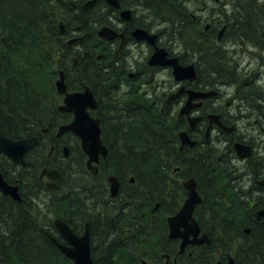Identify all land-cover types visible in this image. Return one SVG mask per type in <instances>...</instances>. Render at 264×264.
Returning <instances> with one entry per match:
<instances>
[{
	"label": "bare ground",
	"instance_id": "obj_1",
	"mask_svg": "<svg viewBox=\"0 0 264 264\" xmlns=\"http://www.w3.org/2000/svg\"><path fill=\"white\" fill-rule=\"evenodd\" d=\"M71 1L72 5L79 8L77 14L83 16L90 12L89 22L84 23L81 20L78 28L81 35L88 38L93 37L95 27L102 21L109 25L113 21L118 24L120 20L118 9L106 3L98 1L83 8L92 0ZM150 1L151 4L145 3L149 9L143 14L144 18L152 19L163 14L164 18L161 15L162 21L160 20V22L167 24V33L174 38L176 43H202V36L198 37L190 28L184 32L183 22L181 25L177 23L183 18L179 11H185L187 0H161L164 12H159L156 6L153 7V1ZM154 1L156 2V0ZM221 1H225L232 10L239 12L237 0ZM133 4L138 5V2H133ZM71 12L72 10L68 12L62 10L58 19H71ZM73 16L76 18L75 13ZM172 23L174 27L170 25ZM173 30L178 36L172 34ZM133 36L142 41L145 38L151 43H156L157 39V34L149 30H145L143 38L134 34ZM54 37L56 40L51 43L54 41L66 43L61 50L66 62L69 63L71 57L77 58L80 65L89 61L88 54L79 44L71 45L59 35ZM217 48L218 50L214 54L218 58L227 59L229 57V52L222 49V44ZM54 53L55 51L47 49L43 60L50 64L52 69L57 70V65L54 66L52 62ZM149 60V65L158 64L152 58ZM212 60L216 63L215 65L220 66L217 63L218 59ZM68 63L61 67L70 76L75 86L78 83L76 72H73ZM159 65L164 66L165 64ZM202 65L210 67L206 63ZM90 66L95 70L105 71V76H107L105 78L112 79L110 81L113 85L112 89L104 86L102 91L97 90L96 82L94 84L83 82L81 85L75 86L78 88L76 91L90 90L91 103L88 110L97 115L101 125L99 137L106 147V153L104 155L100 153L97 161H90L79 138L71 129L62 130L63 126L69 124V119L57 112V103L53 113L48 112L40 117L30 110L29 114L22 115L19 129L16 127L13 112L7 111L9 117L7 121H10L11 127L13 125L10 132L13 131L16 136L11 137L9 131L5 133L0 131V134L12 140L29 139L31 145L25 150L21 160H16L0 146V163H2L0 172L8 184L18 187L16 198L10 193L3 192L0 188V195H4L12 201V203L6 204L7 210L0 214L1 264L15 262L24 251V248L21 249V247L28 244H31L32 248L48 250L47 255H50L49 249L53 245L63 258L72 264H78L76 256L58 246V244L71 246L60 230L61 224L66 223L71 227L68 224L71 222L75 226L83 224V227L86 225L90 227L91 232L88 233L87 239L93 264H106L111 257L112 264H165L164 259L169 255L171 256L170 264H218L222 256L228 257L235 254L241 261L240 264H264V219L253 217L245 208L241 210L237 206V198L232 196L238 192H243V195L247 193L243 190L240 178L244 177L256 165V161L260 157H241L234 150V144L236 138L244 132L243 129L240 127V134H232V126L229 128L223 126L226 131L217 130L212 127V124L218 123L211 118L216 116L215 110L219 109L216 107L217 104L221 102L225 105L227 100L233 99L232 105L234 104V106L226 109L228 116L232 118L231 121H240L239 124L246 122L249 131L261 133L254 120L258 118L264 125V90L256 86L255 83L251 85L247 82L238 93L232 86H222V78H215L209 83L205 81V76L200 80H194L196 84L198 83L196 85L198 91H195L193 96L200 100H203L204 97L215 100L214 108L209 112L210 118L206 117L203 124L195 125L198 113L196 106L191 109L190 113L184 115L181 110L186 104L182 106L179 114L173 109L167 114L153 108L154 104L163 98L175 94H169L172 91L170 90L171 85L174 86L175 83H170V87L164 89L169 85L158 83L156 86L152 79L142 80L139 84L143 88L136 90V86L129 83L123 75L118 72L116 74L109 73L107 71L109 67L106 64L104 67L102 64L90 60ZM127 66L131 72H134L136 67L144 68L146 73L153 75L159 72L139 64H128ZM11 74L10 80L18 78L16 73L12 72ZM99 74L101 75V72ZM191 84L194 85V83ZM25 85L33 87L30 81ZM219 87L223 90V97L221 94L219 97L216 96ZM33 88L39 92L37 87ZM5 95L12 98L9 89L5 90ZM154 96L156 97L151 99ZM158 98L159 100L154 102ZM173 98L175 97H171V99ZM11 102L14 103L13 98ZM256 108H261V111L255 110ZM128 111H133L137 116L130 115L132 118L128 119ZM102 123L111 131L107 133L108 139L119 133L130 135L133 138L140 135L138 131L146 132L148 135L157 134L160 130L170 132L172 139L170 144L173 149L163 147L154 153L155 158L165 159V165L162 166L163 171L160 168L156 171L165 177V183L156 175L154 176L157 178L155 179L156 185L163 187L164 192L156 193V195L151 193L152 197L148 205L152 216L149 224H146L143 219L144 208L147 205L145 199L147 198L141 200L139 204H134L132 200H129L128 196L130 195L126 192L128 185L135 187L136 191L143 187L134 175L128 176L124 181L118 179L115 194H112L111 183L108 179H106L107 191L104 183L92 178L99 174L102 161L107 159L111 151L113 154L119 153V150L116 151L114 146L113 150H110L109 144L104 140ZM195 127L201 133L197 134L195 140L199 142L197 149L192 151L189 147L184 146L187 143L182 142L181 133H187ZM206 132L209 134V138H204ZM17 136L19 137L17 138ZM168 141L170 140L166 139L161 142V145L169 143ZM258 144L264 149V140ZM79 162L83 163L89 173L83 170ZM51 168H55L59 172L58 181L51 180L44 173L46 169ZM190 179L195 182V189L201 198L193 210L199 230L192 231L188 235L190 240L182 247L179 237L170 235L166 222L170 216L181 209L189 197L190 190L185 186V183ZM229 187L233 188L231 193ZM53 199L61 200V202L53 206L51 204ZM21 209L22 214H26V219H28L25 221V227L30 231V236L29 233H25L24 226L22 227L14 221L18 215L17 211ZM124 210L136 212L137 225L135 227L138 226V230L128 228L127 224L125 228L121 227L122 234L118 236L120 219L127 217V213L123 215ZM11 214H14L15 217H11ZM113 223H116L114 229ZM113 230L118 232L114 233ZM84 232L83 230L75 231L79 236H83ZM205 244L212 246L207 254H203L202 247ZM161 247H168L170 251L160 252ZM200 247L202 249L199 250ZM32 248L27 250L31 251ZM185 248H187L186 252H184ZM190 251L191 254H189ZM222 264H228V262Z\"/></svg>",
	"mask_w": 264,
	"mask_h": 264
},
{
	"label": "flooded vegetation",
	"instance_id": "obj_2",
	"mask_svg": "<svg viewBox=\"0 0 264 264\" xmlns=\"http://www.w3.org/2000/svg\"><path fill=\"white\" fill-rule=\"evenodd\" d=\"M119 1L121 8L117 9L120 20L118 24L113 21L108 25L112 30L109 33L110 37L101 36L99 28L102 25L98 24L94 29L93 37L88 38L81 35L80 31H78L79 22H75L72 25L70 20H65L69 23V27L72 28L67 42L70 44L77 43L81 47H84L83 49L88 54L89 60L106 62V66L109 67V70H107L109 73L116 74L118 72L123 75L129 83L136 86V90L143 88L139 84L142 80L152 79L156 83V86L158 83L169 85L164 89H168L170 83H175L174 86L171 85L170 90L172 91L169 92L170 95L175 93L173 96L175 98L170 99L167 103L165 101L169 96L163 98L160 102L154 104V109L157 108L162 113L167 114L173 109L179 114L182 106L189 103L191 105V108L188 110L189 113L193 107H198L195 125L203 124L206 117L210 118L209 112L214 108L215 100L210 97H204L203 100H200V98L193 96L194 92L198 91L196 89L198 83L196 84L194 80H200L205 76V81L207 83L210 82V78L208 79L210 67L200 66L198 62L201 56L199 51H203L207 47L209 48L208 43L218 44L213 49V53L218 50L217 46H221L222 44L223 50L228 51L229 54H237L240 57L237 62H231L232 67L230 72L234 74V78L231 79L232 83H228L225 81L226 79H222V86H232L234 91L236 90V92L240 93L248 82L251 85L255 83L256 86L264 90V0H237L239 12L232 10L228 3L221 0H187L185 11H179L181 18L183 17L182 21H177V23L181 25L183 22L184 32L187 28H190L198 37L202 36V45L198 47H195L197 43H192L193 45L189 46L185 43H176L174 38L167 33V24L160 22V16L162 15V18H164L163 14L152 19L144 18L143 14L149 9L145 3L151 4L150 0ZM152 1L153 7L156 6L159 12H164V5L161 0ZM133 2H138V5L133 4ZM243 8L245 9L243 10ZM74 9L76 13L79 10L78 7ZM123 10H129V15L122 13ZM174 11L177 12V10ZM139 13L141 14L140 16ZM79 20L78 18L77 21ZM105 25L107 24L105 23ZM170 25L174 27L173 23ZM145 30L157 34L156 43H151L143 38L145 37ZM246 32H249V36H247ZM133 34L137 37H142L143 41L138 40ZM172 34L178 36L175 30L172 31ZM161 48L166 50L167 57H178L181 65L193 63L196 69V78L177 80L171 65H159L160 63L156 59V52ZM247 55H249V60L245 61V56ZM229 56L232 57L231 54ZM150 58L153 61L156 59L158 64L149 65ZM202 62L204 63L203 58ZM128 64H139L159 72L153 75L152 73H146L144 68L139 69L137 67L134 68V72H131L127 66ZM203 67L207 68L205 73ZM160 76H166L167 80L160 79ZM191 83H194L195 86ZM224 92L227 93L226 90ZM220 94L223 97V90L219 87L216 96L219 97ZM159 98L154 100V102L158 101ZM232 100H227L225 105L221 102L216 105L219 109L215 110L216 116L211 118L218 124L213 123L212 127L217 128V130L226 131L223 126H226V128L232 126V134H240L241 127L244 132L236 138L234 150L243 158H249L250 156L260 157L259 160L257 159L256 165L244 177L240 178L243 190L247 193L243 195V192H238L234 197L237 198V206L241 210L245 208L253 217L264 219V149L258 144V142L264 140V125L258 118L254 120L255 125L260 128L261 134L258 131H249L247 129L248 123L246 122L241 124L237 120L232 122V118L228 116V110H226L227 107L234 106V104L232 105ZM163 107H165L164 110H162ZM260 109L256 108L255 110ZM184 114L186 113H182V115ZM187 133L190 140L194 142L197 134L201 132L195 127L187 131ZM204 138H209L207 132ZM189 144H184V146L189 147L193 151V149H197L199 142L195 141L192 145ZM236 144L240 146L239 151L236 148ZM241 153L245 155L243 156ZM248 153L250 155H247ZM70 226L74 231H79L77 226ZM84 230L85 226L83 227ZM179 239L181 241V238ZM186 251L187 248L184 249V252ZM189 254H191V251ZM231 256L237 264L241 263L236 254ZM231 256H222L219 261L221 263L227 262ZM170 258V255L165 257L164 263L170 264Z\"/></svg>",
	"mask_w": 264,
	"mask_h": 264
},
{
	"label": "trees",
	"instance_id": "obj_3",
	"mask_svg": "<svg viewBox=\"0 0 264 264\" xmlns=\"http://www.w3.org/2000/svg\"><path fill=\"white\" fill-rule=\"evenodd\" d=\"M99 1L105 3L104 0ZM74 8L75 5H72L71 0H0V131L5 133L12 130L13 125L11 127L10 121H7V118H9L7 116V111L13 112L16 127L18 129L20 127L19 123L21 116L29 114L30 110L40 117L48 112H54L55 104H58L60 99L55 88L57 70L52 69L51 65L44 61L43 58H45L47 49H51L55 51L54 56L52 57V62L54 66L57 65V69L59 67L58 59L61 60L60 67L61 65L64 66L68 63L65 61V57H63L61 51L66 43H58L57 41H54V43L51 42L56 40V37H54L55 35H59V37L61 36L63 39H67L70 36L72 28L65 34L59 32L58 17L62 10L67 12L72 10V17L69 19L72 25L81 20L84 21V23L89 22L91 19V17H88L90 12H87L82 17L74 11ZM73 11L76 18L73 16ZM78 17L80 19L79 21H77ZM101 23L104 22L102 21ZM246 34L249 36V32H246ZM45 40L46 42H43ZM185 44L188 46L193 45L192 43ZM201 45V43H197V46H194L198 47ZM208 46L209 48L215 47L212 43H208ZM212 57H216V59L219 60L217 63L220 66L218 67L215 64L210 65L208 79L210 78L211 81L215 78H223L222 74L225 70L223 71L222 67L225 69H231L232 67L230 56L227 59H220L216 54L211 52V58ZM200 60L202 62L201 56ZM200 60L199 65L201 66ZM96 63H100L104 67L106 64V62L102 61ZM68 64H70L73 72H76L78 83L75 86H79L83 82H88L89 84H94V82H96L98 86H96L97 90L102 91L104 86H107L110 89L113 88L110 81L112 79L105 78L107 77L105 76V71H102L101 69H93L92 66H90V60L87 61L86 64L80 65L79 60L77 59V64L74 65V59L71 57L69 58ZM12 72L16 73L18 78L10 80L9 77L12 75ZM99 72H101V75ZM225 79L229 80L227 78ZM29 81L32 83L33 87H37L39 92H36L31 86L25 85L29 83ZM66 81L70 90L76 91L78 89L73 85V81L67 73ZM6 89H9L11 92V97L14 99V103L11 102L12 98H10V96L5 95ZM127 113L128 119L131 116L136 115L133 111H128ZM63 116L68 118V115ZM163 116H165V114H163ZM102 128L104 140L109 144L110 150H113L112 147L114 146V149L116 148V151L118 149L119 153L113 154V151H111L108 154L107 159L102 161L99 174L93 177L91 175V177L102 184L104 183L103 185L108 191L106 184L108 175L113 174L120 181H124L128 176L134 175L139 181L138 183H142L144 190L143 187L141 188L138 185L141 190L138 189L136 191L135 187L128 185L126 192L130 195L128 196L129 200H132L134 204H139L141 200L147 198L145 199L147 205L144 208L143 219L146 224H149L152 216L150 215L148 205L152 197L151 193L156 195V193L164 192L163 187H158L156 185L157 183H155V179L157 178H154V176L156 175V177L160 178L163 183H165V177L156 172L158 168L162 170V166L165 165V159L155 158L154 153L163 147L173 149L171 148L172 144H170L172 142L171 135L169 134L170 132L160 130L157 134L152 133V135H148L146 132L138 131L140 135H137L136 137L134 136L133 138L130 135L119 133L108 139L107 133L111 131L103 123ZM10 135H12L11 137L13 138L16 136L13 134V131L10 132ZM18 137L19 136H17V138ZM166 139L170 140L168 141L169 143H164V145L166 144L165 146L161 145V142H164ZM168 144L169 146H167ZM79 164L86 173H89L82 162H79ZM0 166H2V163H0ZM20 183L22 184V182ZM229 191L231 193L233 188L229 187ZM60 202L61 200H51L53 206H56ZM10 203H12V201L4 195H0V214L2 211L7 210L5 206ZM21 211L22 209L17 211L18 215L14 218V221L18 225L22 227L24 226L25 233H29L30 236V231H28V228L26 230L25 227V221H28V219H26V214H22ZM126 213L127 217H121L120 219L122 225L119 224L118 226L120 228V233L117 234L118 236L122 234L121 227L123 226L125 228L127 224L128 228H135L138 230V226L135 227L137 225V218L135 216L136 212H126V210H124L123 215H126ZM12 216L15 217L14 214H11V217ZM71 223L68 224L73 225ZM115 226L116 223H113V229ZM77 227L78 230H83V224H80ZM115 231L116 230H113L114 233L118 232ZM22 248H24V251L22 252L21 257L11 264H72L70 261L63 258L59 254L57 248L53 245L49 249L50 255H47L48 250L32 248L31 244L21 247V249ZM29 248H32V250L28 251L27 249ZM202 248L204 249L203 254H207L212 246L205 244ZM202 248L200 247L199 250ZM159 251H170V248L161 247ZM111 261L112 257L109 258V261L106 264H112ZM3 262L6 263V261Z\"/></svg>",
	"mask_w": 264,
	"mask_h": 264
},
{
	"label": "water",
	"instance_id": "obj_4",
	"mask_svg": "<svg viewBox=\"0 0 264 264\" xmlns=\"http://www.w3.org/2000/svg\"><path fill=\"white\" fill-rule=\"evenodd\" d=\"M96 0H92L87 3L83 8L91 6L95 3ZM110 4L115 6H119L117 0H107ZM124 14L129 15V11L123 12ZM60 31L64 32L66 30V22H60ZM107 28L103 27L100 34H104L105 37H110L107 34ZM107 34V35H106ZM156 59L157 62L162 64H172L174 66V72L177 78H184L189 76L193 78L194 68L193 65L189 66H181L178 63L177 58L172 60L165 59V53L156 52ZM156 62V61H155ZM57 90L59 93L66 92V85L64 82V74L60 72V78L56 82ZM91 103V93L89 89L84 90L80 93H70L67 94L64 99V104L59 106V110L61 111H72L75 114L74 119L67 125L62 127V130L71 129L76 134H78L81 138L82 147L86 151V153L90 157V161L94 160L97 161L99 158V154L102 153L103 155L106 153V147L100 140V126L99 120L97 118H93L90 113L88 112V108ZM190 107L185 105L181 113H187ZM181 139L183 143H190L193 144V141L190 140L188 133L182 132ZM31 145V141L29 139H19V140H12L6 138L5 136L0 134V146L4 150H6L9 154L15 157L16 160H21L25 150L28 146ZM236 148L239 151L240 146L236 144ZM242 154V153H241ZM244 155V154H242ZM89 161V162H90ZM90 164V163H89ZM96 168L94 167V171ZM44 173L50 178L51 180L58 181L60 178V174L56 169H46ZM108 180L111 183V191L112 194L117 192L118 187V179L117 177L110 175ZM50 184V183H49ZM54 186H56L54 184ZM185 186L189 188V197L186 199L184 205L181 209L174 215L168 218L169 230L170 235L173 237H180L182 238L181 246L184 247L187 242L190 240L188 235L195 231L199 230V224L196 221L193 210L195 204L201 201V198L198 192L195 189V182L193 179H190L185 183ZM0 188L5 193L12 194L15 198L17 197L18 187L11 186L8 184L0 172ZM60 230L65 238L71 243V246H64L62 244H58V246L62 249L67 251L69 254H72L77 257L78 264H93L92 259L90 257V253L88 250V239L87 235L89 233V227L86 225L85 234L83 236H79L75 234L72 229L66 224L60 225ZM218 264H221L220 262ZM228 264H236L232 258H230Z\"/></svg>",
	"mask_w": 264,
	"mask_h": 264
},
{
	"label": "rangeland",
	"instance_id": "obj_5",
	"mask_svg": "<svg viewBox=\"0 0 264 264\" xmlns=\"http://www.w3.org/2000/svg\"><path fill=\"white\" fill-rule=\"evenodd\" d=\"M142 13V12H141ZM141 14L139 13V16H140ZM212 44H214V46H216L215 45V43H212ZM248 46V45H247ZM213 48H215V47H210V48H206V49H204L203 51H199L200 53H201V57L204 59V63H206V64H208V65H213V64H216L212 59H216V57H212L211 58V52H213L214 50H213ZM231 55H232V57L230 56V58H231V60L235 63V62H237L238 61V59L240 58V57H238V55L236 54V55H234L233 53H230ZM199 56H200V54H199ZM246 57V59H245V61H247V60H249V55H247V56H245ZM199 62V61H198ZM200 63H201V66H202V62H201V60H200ZM242 64V63H241ZM212 69V68H211ZM216 69V68H215ZM222 69H223V71L225 70V72L222 74V77L223 78H227V79H230V80H225L226 82H228V83H232L231 81V79L232 78H234V74L232 73V72H230V69H225V68H223L222 67ZM203 70H204V73L207 71V68H204L203 67ZM161 77V76H160ZM160 79H162V80H167V78H166V76H162ZM161 80V81H162Z\"/></svg>",
	"mask_w": 264,
	"mask_h": 264
}]
</instances>
